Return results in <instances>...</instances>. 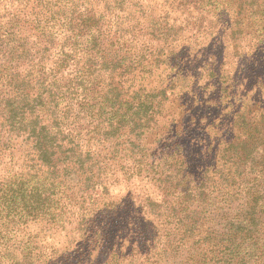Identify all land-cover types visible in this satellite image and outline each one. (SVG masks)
I'll return each mask as SVG.
<instances>
[{
  "label": "trees",
  "instance_id": "1",
  "mask_svg": "<svg viewBox=\"0 0 264 264\" xmlns=\"http://www.w3.org/2000/svg\"><path fill=\"white\" fill-rule=\"evenodd\" d=\"M0 264H264V0H0Z\"/></svg>",
  "mask_w": 264,
  "mask_h": 264
},
{
  "label": "rangeland",
  "instance_id": "2",
  "mask_svg": "<svg viewBox=\"0 0 264 264\" xmlns=\"http://www.w3.org/2000/svg\"><path fill=\"white\" fill-rule=\"evenodd\" d=\"M127 11L135 16L139 15V10L132 6H128ZM160 67L165 68L164 66ZM152 82L155 83L154 78L152 79ZM216 88L217 90L219 89L218 87ZM183 89L184 94L188 95V99H186V101L188 100L187 105L189 109V115L195 118L197 122H200L202 126H206L203 135L196 134L195 140L198 139L201 141V139L204 138V135L207 132L211 133V135H214L215 131L213 130V128H211L210 125L218 121V118L223 120L222 126H226L227 123L235 119V115L237 113L241 112L238 103L236 104L234 102L233 105H230V101H232L230 97L224 101H220L219 97L214 95V91L212 88L208 90L200 89L201 94L197 97H192V95H189L188 93L190 92V89H188L186 86H184ZM221 103L224 105H222ZM213 140H215L214 137L212 141Z\"/></svg>",
  "mask_w": 264,
  "mask_h": 264
}]
</instances>
